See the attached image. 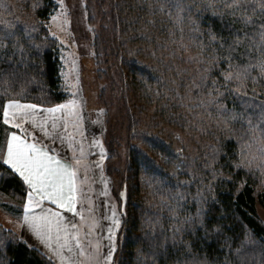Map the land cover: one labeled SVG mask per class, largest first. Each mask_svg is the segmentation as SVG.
<instances>
[{
	"label": "trees",
	"instance_id": "16d2710c",
	"mask_svg": "<svg viewBox=\"0 0 264 264\" xmlns=\"http://www.w3.org/2000/svg\"><path fill=\"white\" fill-rule=\"evenodd\" d=\"M209 2L181 0L185 11L178 20L172 0H112L122 92L125 97L131 91L144 106L137 119L125 109V133L103 139V173L109 183L114 173L119 178L118 189L111 188L119 204L125 193L113 264H264V223L256 209L258 202L264 208V188L248 125L264 118V78L251 79L258 68L243 76L244 66L257 58L255 49L249 52L251 33L264 14L257 12L254 24L245 26L229 10L230 0H211L214 7ZM255 6L249 4V15ZM55 7L54 0H0V18L14 25H0L6 44L0 48V103L20 99L52 106L68 99L61 87L60 46L46 24ZM238 36L241 43L235 44ZM138 51L141 56H132ZM186 62L193 68L183 67ZM229 72L240 79L226 84ZM148 113L178 127L192 119L201 138H210L193 155H180L141 128V115ZM233 114L236 119H228ZM5 128L0 115V146ZM120 148L126 157L122 171L112 161ZM242 160L246 166L236 168ZM0 172V192L22 203L20 178L2 165ZM28 245L0 223V264H50Z\"/></svg>",
	"mask_w": 264,
	"mask_h": 264
},
{
	"label": "snow or ice",
	"instance_id": "6c2138e0",
	"mask_svg": "<svg viewBox=\"0 0 264 264\" xmlns=\"http://www.w3.org/2000/svg\"><path fill=\"white\" fill-rule=\"evenodd\" d=\"M59 2L62 5V0ZM252 3L256 6L252 9V15H249L248 6ZM172 4L178 20H182L185 6L181 0H172ZM206 6L215 5L210 0ZM227 6L245 26L254 24L253 17L257 12L264 14V0H230ZM164 7L160 6L162 11ZM168 14L171 16V9ZM212 14L216 15L215 12ZM51 18L56 19L54 16ZM259 20L251 33L253 43L249 48V52L253 49L257 51V58L254 63L245 65L243 72L246 79L254 68L260 69L257 76L251 77L253 81L264 78V54H261L264 50V15L260 16ZM0 25L6 28L14 27L3 18H0ZM51 35L55 36V33ZM243 36L248 38L249 33L244 32ZM234 43H241L239 36ZM4 47L6 44L0 40V48ZM17 50L22 52V46ZM229 67H232L231 63ZM240 75L231 72L224 74L225 83L234 77L239 80ZM64 79L67 81L63 86L64 90L71 98L62 103L47 108L39 104L24 103L20 99H7L0 103L3 123L17 129L6 133L5 145L0 146V165L20 178L25 188L26 202L19 223L38 242L40 250L50 264H113L117 251L116 232L121 221L112 205L111 215L100 218L110 221L106 225L101 224L95 215L92 197L88 195L91 188L86 175L89 167L88 152L84 147V137L79 133L81 107L76 98L79 89L73 93L71 80L67 76ZM76 83L78 84V77ZM221 108L228 111L223 105ZM228 119L235 120L236 115L233 114ZM69 123L72 125L73 134L68 136V151L62 156V150L56 141L59 139L61 145L66 143L64 137L67 135ZM261 124H264V118L258 124L248 121L252 142L257 143L258 152L264 155V143H261L264 141V127ZM37 130L42 133V137L37 136ZM256 132H259V136ZM77 135L80 136L79 141ZM93 144L101 149L100 161L97 163L102 167L105 151L102 142L94 140ZM251 163V159L247 161V164ZM260 164L264 165V160ZM234 166L239 169L246 165L242 160ZM82 172L85 174L82 175ZM4 175L5 173L0 172V176ZM124 195L122 192L121 196ZM65 210L72 213L73 218L66 216ZM28 247L37 245L29 244Z\"/></svg>",
	"mask_w": 264,
	"mask_h": 264
},
{
	"label": "rangeland",
	"instance_id": "374dc122",
	"mask_svg": "<svg viewBox=\"0 0 264 264\" xmlns=\"http://www.w3.org/2000/svg\"><path fill=\"white\" fill-rule=\"evenodd\" d=\"M54 2L56 7L46 20V24L50 33H55L54 37L58 40L60 46L61 87L64 89L63 86L67 82L64 77L67 76L72 82L71 91L75 93L79 89V95L76 97L80 101L81 107L79 133L83 135L84 146L88 155H90V169H94L96 172L100 169L103 173V162L102 167L100 163H97L100 161L101 149L94 145L93 141H101L105 150L103 139H109V137L117 139L118 136L125 133L122 126L126 115L125 109L130 110L137 119L144 106L140 100V102L137 101V96L133 97L131 91L126 92L125 97L122 92L121 70L114 48V43H118L117 34L109 15L112 0H62V5L59 0H54ZM53 16L56 19H52ZM131 44L127 43L124 47L130 49L132 48ZM142 53H145V51H142ZM140 54L141 52L138 51L132 56ZM183 67H187L188 70L193 68L187 62ZM176 71L178 72V70ZM77 77L78 84L76 83ZM69 98L71 97L68 96ZM151 110H153V107H151ZM141 119L146 124L141 125L145 132H149L166 141L167 144H171L175 151L183 156L193 155L198 147L210 138V136L201 138L197 129L192 125L194 123L192 119L185 122L182 127L173 126L161 119H156L150 113L142 114ZM193 120L196 124L199 122V119L193 118ZM69 126L70 135H72L71 123ZM119 132L122 133L118 134ZM76 138L79 141L80 136L77 135ZM253 152L254 168L261 180L260 185L264 188V165L260 164L264 160V155H261L258 151ZM124 158L126 159L124 151L120 148L118 154L112 160L114 167H117L120 171H122L125 164ZM258 165H260L259 168ZM94 180L95 185L92 188L93 192L99 195V217L111 215L110 205L115 207L119 215L124 196H121L122 203L119 204L111 192L112 186L115 190L118 189L119 178L114 173L110 180L112 185H110L104 173L103 177L97 179L95 177ZM105 181L107 186H105ZM122 192L124 193L123 189ZM88 195L91 196L90 193ZM3 202L13 207L20 206L21 202L0 192V223L9 228L5 214L6 210L1 205ZM256 209L259 218L264 223V208L260 202L257 203ZM101 222L106 225L110 221L101 219Z\"/></svg>",
	"mask_w": 264,
	"mask_h": 264
},
{
	"label": "crops",
	"instance_id": "0c3cea01",
	"mask_svg": "<svg viewBox=\"0 0 264 264\" xmlns=\"http://www.w3.org/2000/svg\"><path fill=\"white\" fill-rule=\"evenodd\" d=\"M24 103H29V102H24ZM47 107H51V106H43V108H47ZM43 115L47 116L48 114L47 113H43ZM57 115L59 116L60 113L58 112ZM5 126H6V128H5L4 137H3V140H2L1 146L5 145V136H6L7 132L17 131V129H15L13 126H8V125H5ZM66 131H67V135L64 137L66 143L61 145L60 142H59V139H57V141H56L57 146L62 150L61 151V155L62 156L64 155L65 152L68 151L67 140H68V136H70V134H71L70 133V126L68 127V129ZM37 136L42 137V133H40L38 130H37ZM85 150L87 152L86 148H85ZM89 156L90 155H87V161L88 162H89V158H90ZM95 172H96V170L90 169V167H88L87 172H86V175L88 177L87 183L90 184L91 188L93 187V185H95L94 184L95 183V180H94L95 177H96V179L99 178V177H103V174L101 175L100 169L96 173ZM83 174H85V173L82 172V175ZM88 193L91 194V197H92V200H93L95 215L98 218L99 222L102 224L101 219L99 217V213H98V206L100 205L99 204V195L95 194L93 192V188L90 189V191ZM25 202H26V195L24 197L23 202L19 206L20 207V211L18 213H11V212H7L6 211L5 214L7 216L6 219L8 221L9 228L12 229L13 231H15L18 235H20L28 244H36L37 247H34V248H36L38 251H40L43 254V252L40 250V246L38 245V242L19 223V220H20V218H21V216L23 214V205H24ZM65 215L68 216L69 218H73V214L72 213H68L66 210H65ZM104 243H106V241H104Z\"/></svg>",
	"mask_w": 264,
	"mask_h": 264
}]
</instances>
